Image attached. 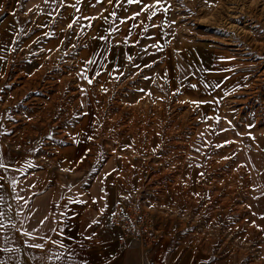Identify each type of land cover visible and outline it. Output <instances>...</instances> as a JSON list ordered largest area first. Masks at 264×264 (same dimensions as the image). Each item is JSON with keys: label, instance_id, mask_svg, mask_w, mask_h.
<instances>
[{"label": "rangeland", "instance_id": "374dc122", "mask_svg": "<svg viewBox=\"0 0 264 264\" xmlns=\"http://www.w3.org/2000/svg\"><path fill=\"white\" fill-rule=\"evenodd\" d=\"M167 27L231 54L247 86L211 115L168 87L162 51H135L109 83L99 74L91 84L64 53L49 79L18 84L23 99L8 101L0 122L50 162L83 124L74 155L85 160L73 172L120 239L171 238L228 264H264V0H172Z\"/></svg>", "mask_w": 264, "mask_h": 264}, {"label": "crops", "instance_id": "0c3cea01", "mask_svg": "<svg viewBox=\"0 0 264 264\" xmlns=\"http://www.w3.org/2000/svg\"><path fill=\"white\" fill-rule=\"evenodd\" d=\"M171 2L159 0V10L143 11L157 0H0V116L8 101L23 99L18 84L49 79L45 70L59 65L56 56L67 53L75 59L88 74L85 82H95L100 74V82L109 83L128 56L142 50L162 51L159 68L168 87L201 102L202 108L212 107L207 112L212 115L219 97L247 86V79L236 73L242 64L207 42L170 38ZM152 12L156 15L148 19ZM136 13L140 15L131 19ZM34 72L36 79H30ZM8 124L0 122V162L5 165L0 168V211L8 225L0 228V260L6 264H228L171 238L162 237L153 246L120 239L100 195L82 189L85 179L73 172L85 160L81 153L74 155L77 146H84L79 138L83 124L77 127L79 140L62 148L55 162L33 153V142L25 147L23 137L10 135ZM35 244L43 247L31 246Z\"/></svg>", "mask_w": 264, "mask_h": 264}, {"label": "snow or ice", "instance_id": "6c2138e0", "mask_svg": "<svg viewBox=\"0 0 264 264\" xmlns=\"http://www.w3.org/2000/svg\"><path fill=\"white\" fill-rule=\"evenodd\" d=\"M79 2H80V0H77V4H79ZM109 2L111 3L112 0H109ZM127 2H128L129 4H132V3H141V0H127ZM158 5H159V0H157V3L154 4V5H144V8H143L142 10H143V11H148V9H150V8H157V10H159ZM77 11H79L78 8H77ZM163 11L167 12V11H168V8H164ZM112 15L114 16L115 13H113ZM139 15H140V13H136L135 16H133L131 19H135L136 16H139ZM155 15H156V12H152V13L149 15L148 19H152V17L155 16ZM75 22H76V21L74 20L73 23H75ZM121 23H124V21H121ZM68 27H69V28H72V27H73V24H69ZM133 27H135V25H133ZM146 30H147V29L145 28V31H146ZM155 47H157L158 50H161V46H160V45H155ZM129 59H131V57H129ZM92 62H93V61H88V63H92ZM98 74H99V73H97V75H98ZM85 79H87V77H85ZM88 83L91 84V83H92V80H91V79H88ZM193 87H195V85H193ZM192 103H194V104H196L197 106H199V103H201V102L193 101ZM209 119H211V118H209ZM216 119H217V122H219V118L217 117ZM2 167H5V165L3 164V162H0V168H2ZM3 199H4V198H3L2 196H0V201H2ZM3 220H4V213H3V211H0V228H2V227H8V225H5V224L3 223ZM11 227H12V228H15L16 225H15V224H12ZM23 235H24V236H30V233H28V232H23ZM54 243H55V242H54ZM31 246H32V247H35V248H42V247H43L42 244H35V245H31ZM4 251H6V252H12L13 249H11V248H6V249H4ZM0 264H6V262L3 261V260H0Z\"/></svg>", "mask_w": 264, "mask_h": 264}, {"label": "built area", "instance_id": "2783aa9c", "mask_svg": "<svg viewBox=\"0 0 264 264\" xmlns=\"http://www.w3.org/2000/svg\"><path fill=\"white\" fill-rule=\"evenodd\" d=\"M134 214H136L137 216H139V213H138V211H134Z\"/></svg>", "mask_w": 264, "mask_h": 264}, {"label": "bare ground", "instance_id": "6f19581e", "mask_svg": "<svg viewBox=\"0 0 264 264\" xmlns=\"http://www.w3.org/2000/svg\"><path fill=\"white\" fill-rule=\"evenodd\" d=\"M28 82H29V80H28ZM26 84H27V82H26ZM23 97V96H22ZM39 121V120H38ZM257 140V139H256ZM259 143V142H258Z\"/></svg>", "mask_w": 264, "mask_h": 264}]
</instances>
